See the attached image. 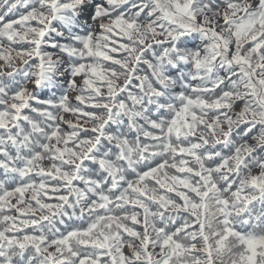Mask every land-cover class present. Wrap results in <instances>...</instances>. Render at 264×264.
<instances>
[{"label":"snow or ice","instance_id":"snow-or-ice-1","mask_svg":"<svg viewBox=\"0 0 264 264\" xmlns=\"http://www.w3.org/2000/svg\"><path fill=\"white\" fill-rule=\"evenodd\" d=\"M0 9V264H264V0Z\"/></svg>","mask_w":264,"mask_h":264},{"label":"trees","instance_id":"trees-1","mask_svg":"<svg viewBox=\"0 0 264 264\" xmlns=\"http://www.w3.org/2000/svg\"><path fill=\"white\" fill-rule=\"evenodd\" d=\"M0 3H2V0H0ZM0 10H2V9H0ZM20 11H24V9H20ZM13 18H16V17H13ZM221 22V21H220ZM49 50H51V49H49ZM69 95L71 96V97H74L75 95H73L71 92H69ZM73 103H75V101L73 100ZM63 127L67 130V128H68V126L67 125H63ZM54 202V201H53ZM125 251H127V249H125Z\"/></svg>","mask_w":264,"mask_h":264},{"label":"rangeland","instance_id":"rangeland-1","mask_svg":"<svg viewBox=\"0 0 264 264\" xmlns=\"http://www.w3.org/2000/svg\"><path fill=\"white\" fill-rule=\"evenodd\" d=\"M222 22V21H221ZM73 95H76V93H74V92H71ZM66 119H73V117H71V116H69V115H66V117H65ZM254 172H256V171H258L257 169H254L253 170ZM13 202H15V201H13Z\"/></svg>","mask_w":264,"mask_h":264}]
</instances>
